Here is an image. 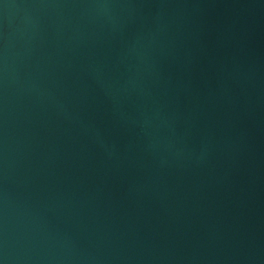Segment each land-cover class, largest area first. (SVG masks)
Listing matches in <instances>:
<instances>
[{"label": "water", "instance_id": "water-1", "mask_svg": "<svg viewBox=\"0 0 264 264\" xmlns=\"http://www.w3.org/2000/svg\"><path fill=\"white\" fill-rule=\"evenodd\" d=\"M0 264H264V0H0Z\"/></svg>", "mask_w": 264, "mask_h": 264}]
</instances>
